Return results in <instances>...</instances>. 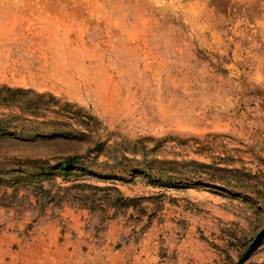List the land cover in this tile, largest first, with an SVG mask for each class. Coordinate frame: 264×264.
<instances>
[{"label":"rangeland","instance_id":"1","mask_svg":"<svg viewBox=\"0 0 264 264\" xmlns=\"http://www.w3.org/2000/svg\"><path fill=\"white\" fill-rule=\"evenodd\" d=\"M0 264H264V0H0Z\"/></svg>","mask_w":264,"mask_h":264},{"label":"trees","instance_id":"2","mask_svg":"<svg viewBox=\"0 0 264 264\" xmlns=\"http://www.w3.org/2000/svg\"><path fill=\"white\" fill-rule=\"evenodd\" d=\"M71 164H73V159L67 160L66 163L63 164V166H69Z\"/></svg>","mask_w":264,"mask_h":264}]
</instances>
